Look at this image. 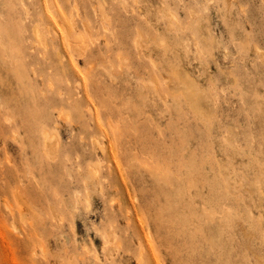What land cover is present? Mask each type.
Instances as JSON below:
<instances>
[{
  "label": "rangeland",
  "instance_id": "374dc122",
  "mask_svg": "<svg viewBox=\"0 0 264 264\" xmlns=\"http://www.w3.org/2000/svg\"><path fill=\"white\" fill-rule=\"evenodd\" d=\"M0 35V264H264V0H0Z\"/></svg>",
  "mask_w": 264,
  "mask_h": 264
},
{
  "label": "bare ground",
  "instance_id": "6f19581e",
  "mask_svg": "<svg viewBox=\"0 0 264 264\" xmlns=\"http://www.w3.org/2000/svg\"><path fill=\"white\" fill-rule=\"evenodd\" d=\"M100 6V5H99ZM103 9H104V7H103ZM103 11V10H102ZM3 40V36L2 35H0V41H2ZM184 86L186 87V90H187V92H188V100H189V102H190V104L192 105V109L194 110V112H195V114H205L206 112H204V111H206V110H203V108L200 106V96H198V93H200V91H198V89H196V86L194 85V83L193 82H191L189 79H186V78H184ZM199 99V100H196V99ZM202 100V99H201ZM199 101V102H198ZM1 104V103H0ZM1 106V105H0ZM0 109H2V107L0 108ZM9 115V114H8ZM8 115H6L7 116V118H10V117H8ZM16 116V115H15ZM10 119H12V118H10ZM12 121H13V119H12ZM11 123V122H10ZM7 124V123H6ZM11 125V124H10ZM12 127V126H11ZM15 128V127H14ZM16 134V133H15ZM47 133V131H45L44 132V134H43V137H44V142H45V145L46 146H48V143H50V141L49 140H51L50 138V135ZM48 137H50V138H48ZM3 141V140H2ZM49 141V142H48ZM7 142V141H6ZM96 172V171H95ZM95 174V173H94ZM95 177V176H94ZM22 209V208H21ZM20 209V210H21ZM205 213H207L206 211H204ZM20 214H21V216L22 217H24L23 215H22V213L21 212H19ZM24 214V213H23ZM208 215H210V213H208ZM208 219V218H207ZM208 221V220H207Z\"/></svg>",
  "mask_w": 264,
  "mask_h": 264
}]
</instances>
